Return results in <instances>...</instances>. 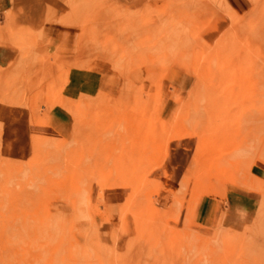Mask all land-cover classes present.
Instances as JSON below:
<instances>
[{"label": "rangeland", "instance_id": "rangeland-1", "mask_svg": "<svg viewBox=\"0 0 264 264\" xmlns=\"http://www.w3.org/2000/svg\"><path fill=\"white\" fill-rule=\"evenodd\" d=\"M91 9L95 0L74 20L77 50L57 52L55 35H0L12 52L0 106H60L70 126L61 145L17 161L2 157L0 115V264H264V0H160L131 22L141 27L136 43L94 23ZM218 12L225 26L205 46ZM185 50L194 57L171 90L179 109L167 125L156 98ZM73 68L102 73V93L69 98ZM169 183L182 192L170 210L159 199ZM214 184L250 192L245 226L193 224L187 205Z\"/></svg>", "mask_w": 264, "mask_h": 264}, {"label": "crops", "instance_id": "crops-1", "mask_svg": "<svg viewBox=\"0 0 264 264\" xmlns=\"http://www.w3.org/2000/svg\"><path fill=\"white\" fill-rule=\"evenodd\" d=\"M88 1L93 2V0H0V35L3 32L55 35L53 45L57 52L77 50L79 39L76 37L83 32L82 28L80 31L78 30L77 22L74 23V20L83 17L84 14L79 8ZM95 1L97 9H91L86 15L92 18L94 23L97 21L103 27L106 26L108 30L112 26L115 29H123V34L132 35L136 43L137 38V41L140 40L141 27L135 25L132 27L131 22L139 20L143 10L153 8L160 0ZM236 1L238 0H228L230 3ZM69 19L70 22L65 23ZM226 20L227 16L222 12L214 15L202 32L203 45L210 44L208 40L214 39L217 34L221 33ZM90 29H93L92 25L86 27L85 34H90ZM108 30L105 32L107 35L110 34ZM85 40H87L86 43H91L90 38ZM104 41L108 42V40ZM137 43L138 45L134 48L139 50V42ZM115 46L114 48L118 50L126 49L124 42L119 41ZM188 56L193 60L194 55L187 50L177 56L171 62L167 76L161 80V91L156 98V103L159 106L160 118L167 125L173 123L179 109L177 97L171 93V90L175 88V83H179L180 80L186 81L189 74L183 69L185 66L192 65ZM136 59L138 58H134V60ZM11 61V49L0 44V70L8 67ZM156 75L158 76L155 72L151 76L158 78ZM136 81L141 80L138 78ZM94 83L98 84L100 88L104 87L105 78L102 73L100 74L97 70L79 71L73 68L67 76V87L70 88L67 95L69 98L81 96L93 98L102 93V91H94ZM80 84L82 88L86 85L85 91L78 90ZM151 99H155V97ZM0 115L4 116L7 123L2 143V157L5 159L17 161L30 159L41 144L61 145L69 137L67 134L70 129L69 119L60 106L51 109L44 108L41 114H37L35 108L31 106H0ZM233 186L235 185L216 186L214 184L204 188L199 195L202 197H198L192 205H187L193 224L205 230H213L221 225L233 230L245 226L249 219L248 211L252 208L253 198L249 191ZM179 188L178 184L173 183L165 184L162 187L159 199L163 205L165 203V208L168 210L176 207L175 196L182 193ZM113 209L111 208L110 211Z\"/></svg>", "mask_w": 264, "mask_h": 264}]
</instances>
